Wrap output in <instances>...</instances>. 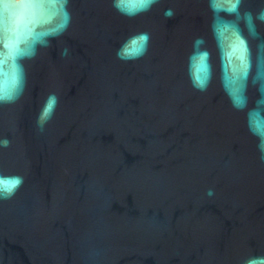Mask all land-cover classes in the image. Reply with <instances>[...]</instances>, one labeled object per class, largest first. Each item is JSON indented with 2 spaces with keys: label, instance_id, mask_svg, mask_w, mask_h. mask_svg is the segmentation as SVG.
Wrapping results in <instances>:
<instances>
[{
  "label": "water",
  "instance_id": "water-1",
  "mask_svg": "<svg viewBox=\"0 0 264 264\" xmlns=\"http://www.w3.org/2000/svg\"><path fill=\"white\" fill-rule=\"evenodd\" d=\"M262 14L0 0V264H264Z\"/></svg>",
  "mask_w": 264,
  "mask_h": 264
},
{
  "label": "clouds",
  "instance_id": "clouds-1",
  "mask_svg": "<svg viewBox=\"0 0 264 264\" xmlns=\"http://www.w3.org/2000/svg\"><path fill=\"white\" fill-rule=\"evenodd\" d=\"M153 2V0H148V3ZM119 6V5H117ZM165 15H171V12L168 11L165 13ZM262 19H264V14L261 16ZM139 40L143 41L145 44L148 40L147 34H142L140 37H138ZM56 103V97L55 96H50L45 108H44V114L41 117L40 123H43V120L45 118H50L52 111L54 110V106ZM7 141H4V146H7ZM260 151L262 153L261 159L264 160V140H262L260 144ZM23 182L21 177H12V178H2L0 177V197L3 198H8L11 195L14 194V191L16 188L19 187V185ZM211 194V193H209ZM251 264V262H250Z\"/></svg>",
  "mask_w": 264,
  "mask_h": 264
},
{
  "label": "snow or ice",
  "instance_id": "snow-or-ice-1",
  "mask_svg": "<svg viewBox=\"0 0 264 264\" xmlns=\"http://www.w3.org/2000/svg\"><path fill=\"white\" fill-rule=\"evenodd\" d=\"M135 43V42H134ZM138 50V49H137Z\"/></svg>",
  "mask_w": 264,
  "mask_h": 264
}]
</instances>
